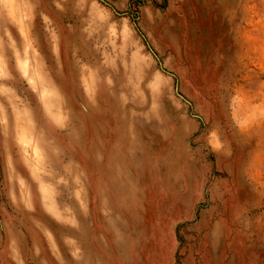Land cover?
<instances>
[{
  "label": "rangeland",
  "instance_id": "rangeland-1",
  "mask_svg": "<svg viewBox=\"0 0 264 264\" xmlns=\"http://www.w3.org/2000/svg\"><path fill=\"white\" fill-rule=\"evenodd\" d=\"M29 2H38L31 31L68 116L65 133L49 134L84 173L88 203L86 213H75V229L39 207H12L0 151V264H11L13 235L29 260L32 245L44 244L36 220L58 239L77 241L79 264H264V0H98L112 19H128L174 77L156 118L121 104V76L108 88L100 82L108 69L83 75L81 64L96 69L101 53L97 38L82 31L77 0ZM7 69L11 87L35 103L11 62ZM36 118L43 124L38 106ZM213 129L231 156L212 150Z\"/></svg>",
  "mask_w": 264,
  "mask_h": 264
},
{
  "label": "clouds",
  "instance_id": "clouds-1",
  "mask_svg": "<svg viewBox=\"0 0 264 264\" xmlns=\"http://www.w3.org/2000/svg\"><path fill=\"white\" fill-rule=\"evenodd\" d=\"M37 6L38 2L29 0H0V64L5 65V70L0 73L3 183L7 184V199L12 207L26 213H34L39 207L56 223L75 229L78 227L75 213L87 212L88 184L78 163L69 158L67 148L49 134L50 128L57 133H65L68 116L60 103L59 89L53 86L50 65L36 47L38 41L31 31ZM77 6L84 13L82 31L90 39L97 38L96 50L101 53L100 65L96 69L81 64L83 75L93 78L99 74V67L108 69L109 75L100 81L108 88L114 86V75L121 76L123 84L118 95L121 104L134 105L142 109L145 116L156 118L160 103L174 79L172 73L165 71L162 63H155L154 57L149 55L150 49L145 51L128 19H112L111 13L100 7L98 0H90L89 3L77 0ZM42 18L47 22L46 16L42 15ZM147 18L150 23L154 20L150 12ZM53 49L55 60V45ZM9 62L25 80L35 103L18 95L8 83L13 79L7 69ZM55 69L57 72L62 70L58 61ZM85 94L88 95L87 92ZM37 106L43 124L37 121ZM206 140L212 150L231 156V151H224L225 141L215 129L209 131ZM246 170V165H242L241 173L246 174ZM61 196L65 198L63 205L59 203ZM73 205L76 207L73 208ZM53 206L56 207L55 214ZM33 227L44 244L32 245L28 250L29 260L21 241L13 235L8 239L6 248L11 264H66L61 245L79 264L80 249L74 238L66 236L58 239L56 233L42 227L39 220L34 222Z\"/></svg>",
  "mask_w": 264,
  "mask_h": 264
}]
</instances>
